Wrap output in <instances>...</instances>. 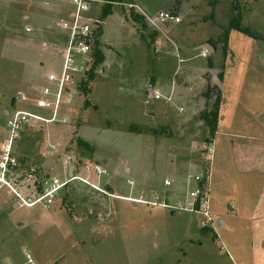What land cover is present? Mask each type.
Here are the masks:
<instances>
[{"label":"rangeland","instance_id":"rangeland-1","mask_svg":"<svg viewBox=\"0 0 264 264\" xmlns=\"http://www.w3.org/2000/svg\"><path fill=\"white\" fill-rule=\"evenodd\" d=\"M97 1L92 49L102 63L71 86L64 123L21 131L7 177L33 201L48 177H86L83 166L98 165L101 190L74 180L44 208L0 186V264L25 254L34 264H264V0H240V15L234 0H122L102 21ZM69 2L0 0V156L3 110L41 112L44 75L59 72L56 24ZM160 13L180 21L158 23ZM237 17L241 31H227ZM217 93L207 143L203 115ZM207 169L209 223L190 198Z\"/></svg>","mask_w":264,"mask_h":264},{"label":"built area","instance_id":"built-area-1","mask_svg":"<svg viewBox=\"0 0 264 264\" xmlns=\"http://www.w3.org/2000/svg\"><path fill=\"white\" fill-rule=\"evenodd\" d=\"M95 1L70 0L68 13L59 19L56 24L62 32L61 49L54 51L55 57L60 60V69L58 73L48 71L44 75V85L39 87L38 97L34 101L35 108L41 112L37 113L32 109H14L9 110L8 115L5 117L6 143L0 156V186L10 189L22 201L23 206L31 207L40 203L44 208H49L54 202L55 194L74 180H78L94 190H101L100 178L104 175V172L98 165H84L83 168L88 173L86 177L71 176L62 181L58 178L48 177L42 187L36 189L41 195L33 201L24 200L16 192L20 185H23V182L12 181L7 177L10 170L17 165L16 160L12 157V145L25 127L39 123L57 124L65 122L61 115L65 97H68L71 93V86L74 85L77 77L85 74L92 57V45L96 36L95 25L97 22L91 18L90 12ZM154 21L158 23H178L180 20L177 17L160 13ZM27 31L29 30L27 29ZM154 97L159 99L160 96L156 94ZM48 147L51 151H56L60 144L50 143ZM209 153H211L210 150ZM207 159H211L210 154ZM62 165L63 171H66L68 166L72 167L69 158L64 159ZM31 176L28 175V178L30 179ZM91 176L95 178L91 179ZM193 182L196 187L191 192L190 198L194 200L200 198L196 212L205 218L206 223H209L211 221L207 199L209 172L206 170L203 175L196 176ZM25 258L26 262L21 264H34L28 254H25Z\"/></svg>","mask_w":264,"mask_h":264},{"label":"trees","instance_id":"trees-1","mask_svg":"<svg viewBox=\"0 0 264 264\" xmlns=\"http://www.w3.org/2000/svg\"><path fill=\"white\" fill-rule=\"evenodd\" d=\"M98 1L102 2L101 12H100V16H99L100 21H102L108 15L112 14L114 3L121 2L122 0H98ZM239 1L240 0H234V4L232 6V9L237 11V13L240 10V5L238 3ZM238 15H240V14L238 13ZM239 17H237L236 23L233 21H230V23L228 24L227 31H230V30L241 31L240 26H239ZM132 18H133V20L140 21L142 23V25H144V23H143L144 19L141 15L132 13ZM98 28H99V30L101 29L100 26ZM154 33L155 32H151L150 37H154ZM98 44H99L98 43V36H95L94 45L98 46ZM102 61H103L102 54L100 53V51L95 49L92 52V58H91V62L89 64V67L84 74L85 77L87 78L86 80L92 79L95 68L98 65H100L102 63ZM82 87H83V90L86 91L87 83H83ZM211 91H212V89H208L207 92L205 93V96L209 97V94L211 93ZM219 103H220V96L217 93L216 98H215L214 103H213V106L211 107V109H209L208 112H206L203 115L204 125L206 126L207 132H208V138L205 139L207 143H210L212 141V139L214 138L215 133H216ZM207 171H208V169H207Z\"/></svg>","mask_w":264,"mask_h":264},{"label":"water","instance_id":"water-1","mask_svg":"<svg viewBox=\"0 0 264 264\" xmlns=\"http://www.w3.org/2000/svg\"><path fill=\"white\" fill-rule=\"evenodd\" d=\"M208 45L211 47V49H212L213 51L215 50L216 45H215V43H214L213 41L210 40V41L208 42ZM205 79L208 81V80H209V76L206 75V76H205ZM151 92H152V90H151L150 88H148V93H149V95H151ZM22 97H23L22 95H18L16 98H12L11 101H10V105H9V107H14L16 101H17V100H21ZM8 113H9V110H8V109H4L3 112H2V116L5 118V117L8 115ZM218 225H219V222H218Z\"/></svg>","mask_w":264,"mask_h":264},{"label":"crops","instance_id":"crops-1","mask_svg":"<svg viewBox=\"0 0 264 264\" xmlns=\"http://www.w3.org/2000/svg\"><path fill=\"white\" fill-rule=\"evenodd\" d=\"M67 9H69L70 8V5H69V3H67ZM37 97H38V95H37ZM56 139L60 142L62 139H61V136H56ZM92 178H95V177H92Z\"/></svg>","mask_w":264,"mask_h":264}]
</instances>
